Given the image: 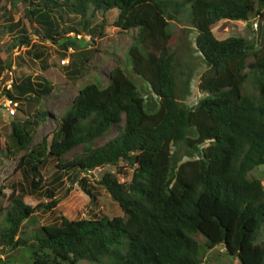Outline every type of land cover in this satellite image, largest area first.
<instances>
[{"label":"trees","instance_id":"16d2710c","mask_svg":"<svg viewBox=\"0 0 264 264\" xmlns=\"http://www.w3.org/2000/svg\"><path fill=\"white\" fill-rule=\"evenodd\" d=\"M114 9L119 32L134 31L125 55L144 88L116 64L105 85L78 87L49 139L34 141L48 110L9 122L0 151L17 156L26 184L0 186V244L31 249L29 264H201L217 245L240 264H264V186L254 174L262 166L264 175V37L218 39L212 30L221 20L250 24L254 16L261 35L264 0H18L12 11L0 7V38L9 35L0 39V74L13 64L47 68L30 38L38 29L64 56L76 46L71 32L102 35L104 14ZM97 11L102 17L94 24ZM182 15L196 31L193 51L205 66L197 84L205 96L191 106L182 100L196 67L178 59L169 28ZM22 45L23 54L12 56ZM68 67V74H81L74 61ZM52 89L43 75H26L0 97L41 98ZM77 146L80 153L63 158ZM49 157L57 163L46 183L41 169ZM121 163L131 169L129 181L103 172L97 183L123 215L76 218L68 208L57 221L28 230L38 213L65 208L56 196L64 178L94 200L87 177L78 175L105 165L124 172Z\"/></svg>","mask_w":264,"mask_h":264},{"label":"rangeland","instance_id":"374dc122","mask_svg":"<svg viewBox=\"0 0 264 264\" xmlns=\"http://www.w3.org/2000/svg\"><path fill=\"white\" fill-rule=\"evenodd\" d=\"M18 0H0V7L11 10L13 5H16ZM13 4V5H12ZM12 11V10H11ZM18 14L14 13L13 17L17 18ZM107 19L102 35H94L90 41L84 39H75L76 46L72 47V51H65L63 56V49L52 44L50 40H42V30L31 34V42L35 44L34 48L37 52H42L45 55L47 68L42 69L39 62L31 67H13V73L17 80L22 79L26 75L32 77L35 74L43 75L46 80L52 84V91L41 98H34L31 95H26L19 100V107L16 114L12 117L8 116L2 109L0 104V141H7L9 132V122L13 119L26 118L39 108L48 110L50 117L44 120L37 128V134L34 141L46 135L50 138V132L55 126V119L59 117L70 103L72 97L76 93L78 87L87 81L99 80L101 85L107 83L106 73L114 65H120L125 73L130 76L136 83L137 87L143 89V81L140 77L133 74L130 70L128 59H126V48L131 43L134 31L128 34L120 33L118 27L114 26L113 20L117 16V11L111 10L104 14ZM102 14L97 11L92 20L94 24L101 21ZM178 21H170L169 28L172 33L171 46L176 50L178 59L187 61L195 65L196 69L190 83V93L185 97L182 102L188 106L194 105L197 101L205 96V93L200 92L197 84L200 73L204 70L205 66L198 57V52H194V39L195 30H191L189 23L184 15L179 17ZM258 23L256 17L252 16L250 24L241 20H221L213 28V33L218 39H223L228 36H243L248 39L259 41L264 37V28L261 35L257 34ZM261 21H259L260 25ZM74 36V32L70 34ZM1 42L5 43L9 39V35H2ZM25 46L22 45L12 51V56L19 52L23 54ZM90 51V52H89ZM62 59H68V62L62 63ZM71 61H74L77 66H80L81 74L74 73L72 75L66 72L65 68H69ZM77 76V77H76ZM76 77L77 79H74ZM33 80H36L33 78ZM122 122L118 125L112 126L102 137L94 141V145L102 144L104 141L112 137L119 128ZM81 146H77L70 152L66 153L63 158L70 159L74 155L80 153ZM187 158L186 156L183 157ZM17 156L1 153L0 151V186L8 182H21L26 184L25 179L22 177L20 170L15 169ZM57 160L54 158H47L44 167L41 169L44 182H49L52 179L53 173L56 169L55 164ZM124 165L121 163V166ZM124 172L118 170L114 165H105L103 167L94 168L92 170L81 172V176L87 177L88 185L91 186V191L95 194V199L90 200V196L82 190L76 182L63 179L60 186L56 187V196L59 198L60 203L64 205V209L54 208L52 211L41 212L36 215L37 222L28 227L30 231L33 227L41 224L53 223L58 220L60 214L65 213L68 208H75L73 217H99L107 215L113 217L115 215H123L119 205L111 198L109 193L103 186L97 183L103 172H111L118 178L119 181H129L131 178V169L124 165ZM263 167L260 166L254 171L264 186V175L261 173ZM27 193H30L27 188ZM3 197L0 194V204ZM195 238L201 243L203 241L200 235H195ZM31 249L27 247L11 248L10 244H0V264H29L30 263ZM79 264H92L86 260L79 262ZM201 264H240L238 259L227 255L222 245H217L209 250L203 263Z\"/></svg>","mask_w":264,"mask_h":264},{"label":"built area","instance_id":"2783aa9c","mask_svg":"<svg viewBox=\"0 0 264 264\" xmlns=\"http://www.w3.org/2000/svg\"><path fill=\"white\" fill-rule=\"evenodd\" d=\"M254 25L256 26L257 23H254ZM74 36L77 39L83 38L85 41H90L91 40V36L90 35H81V34H74ZM72 51L71 47H68L67 52ZM64 62H68V59H62V63ZM13 71L12 69H7L5 70L3 73L0 74V91L1 90H9L12 86L13 83ZM2 106L4 111L6 112L7 115L9 116H13L16 114L17 112V108L19 106V102L13 98L10 97H3L2 99Z\"/></svg>","mask_w":264,"mask_h":264},{"label":"clouds","instance_id":"9594fccd","mask_svg":"<svg viewBox=\"0 0 264 264\" xmlns=\"http://www.w3.org/2000/svg\"><path fill=\"white\" fill-rule=\"evenodd\" d=\"M256 26H257V25H256ZM71 33H73V32H71ZM71 33H70V34H71ZM74 34H77V33H74ZM80 34H81V35H90V36H91V39H92V37H93L90 33H89V34H88V33H80ZM73 37H75V36H73ZM75 39H76V37H75ZM80 39H83V38H80ZM71 48H72V47H71ZM13 67L15 68V66L12 65V67H11L12 71H13ZM6 70H7V69H6ZM4 71H5V70H4ZM4 71H3V72H4ZM3 72H2V73H3ZM13 78H15L14 73H13ZM13 82H14V80H13ZM12 85H13V83H12ZM11 89H12V86H11V88H10L9 90H11ZM6 90H7V89H6ZM1 91H2V90H1ZM1 91H0V92H1ZM5 96H6V95H3V96L0 97V104L2 103V99H3V97H5ZM7 97H8V96H7ZM10 98H12V97H10ZM13 99H15V100H17V101L19 102L18 99H16V98H13ZM19 105H20V104H19ZM1 107H2V109H3L2 104H1ZM18 107H19V106H18ZM3 110H4V109H3ZM17 110H18V108H17ZM8 116H9V115H8ZM13 116H14V115H13ZM10 117H12V116H10Z\"/></svg>","mask_w":264,"mask_h":264}]
</instances>
